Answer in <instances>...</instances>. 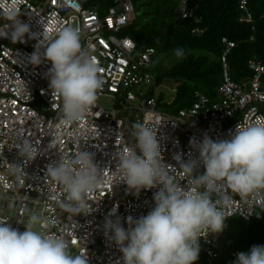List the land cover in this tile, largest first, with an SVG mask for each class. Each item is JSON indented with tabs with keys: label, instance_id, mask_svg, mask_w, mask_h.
<instances>
[{
	"label": "built area",
	"instance_id": "2783aa9c",
	"mask_svg": "<svg viewBox=\"0 0 264 264\" xmlns=\"http://www.w3.org/2000/svg\"><path fill=\"white\" fill-rule=\"evenodd\" d=\"M239 8L240 22H252L248 0H240ZM10 9L16 10L33 33H42L43 25L49 34L63 25L78 26L82 44L94 48L105 84L83 121L61 126L60 100L52 94L46 75L51 63L33 66L28 62L39 39L26 35L23 42L13 44L10 38H0V220L23 232L29 212L41 213L50 221L43 231L63 235L73 254L86 253L88 264H123V254L110 240L111 233L106 234V220L119 217L127 229L129 217L138 219L155 207L153 197L158 191L152 188L136 193L112 181L119 151L134 143L132 125L139 121L158 127L164 163L179 168L177 156L185 162L199 156L190 141L201 142L205 135L214 141L225 139L237 124L264 123V59L249 60L254 75L242 83L235 81L228 57L236 42L223 37L219 55L223 73L216 96L196 91L191 106L170 112L161 107L156 96H148L157 87V76L152 72L157 49L142 48L124 34L135 18L133 0H114L108 7L103 0H0V26L8 23L4 13ZM176 12L181 19L193 16L188 0H181ZM202 32L201 28L193 29V33ZM103 96L113 100L110 108L100 103ZM21 137L40 149L30 162L16 149ZM79 150L94 156L103 169L104 181L89 197V212L72 215L51 198L60 195L61 188L45 174L60 155ZM11 164L21 166L24 174L13 172ZM203 172V166L199 167L197 174ZM176 175L178 179L183 176L178 169ZM180 183L187 186L184 180ZM231 195L224 229L232 217L264 222V207ZM199 244L209 264L225 253L236 262L243 252L227 250L221 233H209Z\"/></svg>",
	"mask_w": 264,
	"mask_h": 264
},
{
	"label": "clouds",
	"instance_id": "9594fccd",
	"mask_svg": "<svg viewBox=\"0 0 264 264\" xmlns=\"http://www.w3.org/2000/svg\"><path fill=\"white\" fill-rule=\"evenodd\" d=\"M4 15L8 23L0 26V38H10L13 44L23 42L26 35L39 39L28 62L33 66L51 63L46 75L52 94L60 100V125L83 121L95 107L105 80L93 46L82 44L81 29L69 24L49 34L43 25V32L37 34L15 9ZM173 54L183 59L186 52L178 47ZM132 128L134 143L119 151L112 181L136 193L158 191L153 197L155 207L138 219L129 217L127 229L119 217L106 220V234L111 233L110 240L123 254V264H194L200 238L224 230L231 194L264 207V123L237 124L225 139L214 141L205 135L201 142L190 141L199 156L187 162L177 156L179 168L164 163L158 127L138 121ZM16 149L25 162L40 153L37 144L23 137ZM201 166L204 172L197 174ZM10 169L24 174L19 165L11 164ZM177 169L183 174L181 179ZM45 175L61 188L60 195L51 198L72 215L89 212V197L104 181L94 156L82 150L60 155ZM182 180L186 187L181 186ZM49 222L41 213L29 212L25 230L20 232L0 220V264H88L86 253L73 254L63 235L43 231ZM235 264H264V246L239 253Z\"/></svg>",
	"mask_w": 264,
	"mask_h": 264
},
{
	"label": "trees",
	"instance_id": "16d2710c",
	"mask_svg": "<svg viewBox=\"0 0 264 264\" xmlns=\"http://www.w3.org/2000/svg\"><path fill=\"white\" fill-rule=\"evenodd\" d=\"M103 2L107 7L114 4V0ZM133 2L135 18L125 28L124 34L136 40L142 48L152 46L162 51L178 47L185 49L186 55L181 61L157 75L156 85L161 84L165 77L177 80L176 96L170 104L162 94L157 96L161 105L176 106L174 111L191 106L195 102L196 91L216 96L223 73L219 61L223 37L236 42L228 57L230 74L235 81L242 83L254 75L249 60L264 59V0H248L252 22H240V0H188L193 13L188 19L177 15L179 0ZM195 28H201L203 32L193 33ZM148 96H155L154 89ZM221 243L227 250L239 249L244 253L250 252L253 246H264V222L232 217L228 227L221 232ZM194 264L209 263L200 252ZM211 264H235V261L225 253Z\"/></svg>",
	"mask_w": 264,
	"mask_h": 264
},
{
	"label": "rangeland",
	"instance_id": "374dc122",
	"mask_svg": "<svg viewBox=\"0 0 264 264\" xmlns=\"http://www.w3.org/2000/svg\"><path fill=\"white\" fill-rule=\"evenodd\" d=\"M180 1L181 0H179V2ZM90 2H91L90 4H93L92 1ZM141 6H142V2H141ZM197 53L204 54L205 52H197ZM209 55L214 58L212 54ZM181 60L182 59H177L175 57V55L173 54V50L162 51L160 49H157V53L154 56L152 72L157 76L158 74H160V72L164 71L168 66H172ZM177 85H178L177 80L170 77H165L162 80L161 84L157 85V87L155 88V96L157 97L162 94L164 96V100L168 104H170L176 96ZM100 103L103 106L110 108L112 106L113 100L110 97L103 96L100 98ZM161 107L170 112H173L174 109L176 108V106L170 107L169 105L168 106L161 105Z\"/></svg>",
	"mask_w": 264,
	"mask_h": 264
}]
</instances>
